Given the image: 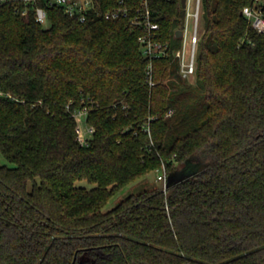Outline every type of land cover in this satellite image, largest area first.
<instances>
[{"label":"trees","instance_id":"1","mask_svg":"<svg viewBox=\"0 0 264 264\" xmlns=\"http://www.w3.org/2000/svg\"><path fill=\"white\" fill-rule=\"evenodd\" d=\"M144 1L92 0L79 22L40 0L48 28L30 6L0 4V264H264V34L242 14L251 1L202 0L189 83L174 55L182 0H146L171 46L153 85L132 22ZM184 163L200 169L103 210Z\"/></svg>","mask_w":264,"mask_h":264},{"label":"built area","instance_id":"2","mask_svg":"<svg viewBox=\"0 0 264 264\" xmlns=\"http://www.w3.org/2000/svg\"><path fill=\"white\" fill-rule=\"evenodd\" d=\"M40 0H0V4H21L24 8L21 10L22 14H27L29 6L35 11L36 20L43 24L47 21V11L44 6L39 4ZM49 6L62 7L64 12L71 18L77 19L79 22H85L88 18V12L92 8V0H44ZM251 3L243 8L242 14L251 23V25L259 33L264 34V0H250ZM193 0H186V17L184 27L182 30L181 44L178 49L175 50L174 55L179 64V74L184 79H190L195 76L196 73V61H197V45L199 41L198 28L201 20V6L202 0H194V9L191 10ZM145 12L139 17L132 20L139 28L143 29L142 35L139 37V42L142 48L143 55L150 60L148 66V81L150 85H153L152 79V61L158 58L168 57L170 54V43L163 42L158 39L160 26L155 22L149 9L147 8V1L143 2ZM125 10L122 8L116 10H109L105 13L106 19H116ZM192 20V34L190 40L188 34L191 27ZM88 109L83 107L75 112L74 116L77 122V138L81 145H87L89 139L94 133V128L86 124V115ZM173 112L169 111L168 115ZM158 181L163 182L164 186L167 180V173L165 168L159 172Z\"/></svg>","mask_w":264,"mask_h":264},{"label":"rangeland","instance_id":"3","mask_svg":"<svg viewBox=\"0 0 264 264\" xmlns=\"http://www.w3.org/2000/svg\"><path fill=\"white\" fill-rule=\"evenodd\" d=\"M194 9V0H193V5L191 10ZM201 21V20H200ZM43 26L45 28L49 27V23L46 21L43 23ZM192 20H191V27H190V31L188 34V39L190 40L191 38V34H192ZM198 35L200 34L201 28H200V24H199V28H198ZM194 81V76L190 79H188L189 83H192ZM5 162V159L0 158V163ZM200 169V166L198 164L195 163H184V164H180L177 167V178H184L186 176H191L194 175L196 172H198ZM160 173L157 171H152L149 174L146 175L145 178L143 179H139L129 185H127L126 187H124L123 189H121L117 194H115L110 201L107 203V205L104 207V211H108L111 208L115 207L122 199L126 198L127 196H129L130 194L133 193H138L146 188H153L156 186L160 185V181H158V175ZM75 185L77 187H84L87 189H92L94 187H96V184H91L89 182H87L86 180L82 179V180H78Z\"/></svg>","mask_w":264,"mask_h":264},{"label":"water","instance_id":"4","mask_svg":"<svg viewBox=\"0 0 264 264\" xmlns=\"http://www.w3.org/2000/svg\"><path fill=\"white\" fill-rule=\"evenodd\" d=\"M182 5L185 8L186 7V0H182ZM176 36L177 37H181L182 36V30H178L176 32ZM177 172V170H176ZM176 172L170 176L167 177L166 183H165V188H169L170 186L178 183L179 181H181L183 178H177ZM185 178V177H184Z\"/></svg>","mask_w":264,"mask_h":264}]
</instances>
